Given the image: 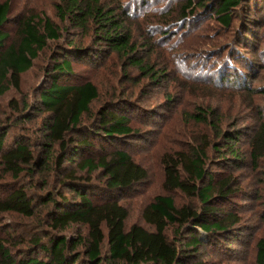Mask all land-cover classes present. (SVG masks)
I'll return each mask as SVG.
<instances>
[{"label": "rangeland", "instance_id": "1", "mask_svg": "<svg viewBox=\"0 0 264 264\" xmlns=\"http://www.w3.org/2000/svg\"><path fill=\"white\" fill-rule=\"evenodd\" d=\"M4 2L10 5L8 44L14 42L24 18L49 17L58 23L55 5L60 0H0ZM104 2L124 10L119 17L135 52L103 50L91 31L71 28L61 43L73 40L88 53L79 61L71 60L75 78L63 83L93 82L98 86L92 118L106 102H124L123 111L134 133L125 148L147 172L146 179L121 203L128 211L127 226L149 229L141 212L163 194L164 155L185 152L196 144L209 146L205 168L218 175V180L231 177L237 188L228 202L210 206L221 214L235 215L240 223L233 227L232 235L218 237V247L203 245L198 252L208 264H256V243L264 237V153L253 152L254 136L264 123V0H244L231 9L227 27L215 18L216 5L210 0L195 1L187 9L188 0ZM98 47L102 55L94 53ZM133 56L162 77L150 78L134 68L127 60ZM44 67L45 63L35 62L22 76L19 90L10 88L0 97V129L7 131L6 145L17 141L35 153L43 149V114L37 99L48 83ZM224 76L228 83L222 80ZM197 114L203 115L205 123L196 121ZM233 155L239 161L221 162ZM18 190L34 200L35 216L0 213V241L12 248L47 230L44 212L52 206L42 205L45 197H51L53 203L70 195L58 176H52L50 186L41 189L34 173L13 177L0 169V200ZM174 198L178 205L196 203L181 193ZM80 231L82 227L72 226L59 234L75 237ZM169 235L175 236L173 232Z\"/></svg>", "mask_w": 264, "mask_h": 264}, {"label": "trees", "instance_id": "2", "mask_svg": "<svg viewBox=\"0 0 264 264\" xmlns=\"http://www.w3.org/2000/svg\"><path fill=\"white\" fill-rule=\"evenodd\" d=\"M195 1L188 0L184 9ZM243 1L210 0L216 5L215 18L225 27L231 21L230 10ZM9 11V3H0V97L10 88L19 90L22 76L35 62L45 63L48 83L37 99L43 114V149L35 153L17 141L6 145L7 131L0 129V169L13 177L34 173L41 189L50 186L52 176H58L70 195L53 203L51 197H45L42 205L52 208L44 212L47 230L40 235L22 240L14 248L0 241V264H208L198 249L203 245L218 247V237L232 235L233 227L240 223L235 215L221 214L210 206L228 202L237 188L231 177L218 180V175L205 168L209 146L196 144L185 152L164 155L163 194L141 212L149 229L127 226L128 211L121 203L146 179L147 172L125 148L134 133L123 111L124 102H106L92 118L90 110L99 99L98 86L93 82L63 83L75 78L71 60L79 61L88 53L73 40L61 43L71 28L91 31L103 50L135 52L119 17L124 10L104 0H60L55 5L58 23L49 17L24 18L14 42L8 44ZM96 51L103 54L99 47ZM127 60L150 78L162 77L134 56ZM227 78L222 80L228 83ZM194 118L205 123L202 114ZM253 149L254 155L264 153V123L254 136ZM232 160L239 161L233 155L221 162L226 165ZM177 193L196 201L195 205H178ZM0 213L32 218L34 200L23 191H15L0 200ZM72 226L83 231L75 237L59 234ZM170 232L175 236L171 238ZM184 238L186 242L181 243ZM255 262L264 264V237L256 243Z\"/></svg>", "mask_w": 264, "mask_h": 264}]
</instances>
